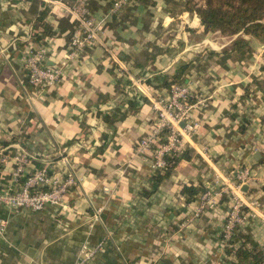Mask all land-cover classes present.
Segmentation results:
<instances>
[{
  "label": "crops",
  "instance_id": "1",
  "mask_svg": "<svg viewBox=\"0 0 264 264\" xmlns=\"http://www.w3.org/2000/svg\"><path fill=\"white\" fill-rule=\"evenodd\" d=\"M54 1L0 0V150L7 156L0 189L11 185L16 152L29 159L27 174L68 172L77 184L63 207L0 208L8 222L0 264H74L84 246L96 249L84 264H234L221 240L228 196L215 193L230 189L229 176L240 168L254 175L247 191L260 209L236 232L263 251L264 47L232 52L233 39L204 32L181 0H132L100 33L113 56L94 46L69 59L76 24ZM110 6L111 0H88L96 20ZM30 44L43 47L45 64L64 75L41 94L31 93L22 67ZM183 65L191 102L199 96L206 107L190 112L195 130L182 153L189 160L157 185L161 172L135 145L151 129L153 103L168 97ZM184 187L199 189L189 203ZM207 191L214 205L196 216Z\"/></svg>",
  "mask_w": 264,
  "mask_h": 264
},
{
  "label": "built area",
  "instance_id": "2",
  "mask_svg": "<svg viewBox=\"0 0 264 264\" xmlns=\"http://www.w3.org/2000/svg\"><path fill=\"white\" fill-rule=\"evenodd\" d=\"M132 0H111L110 10L107 16L96 20L91 15L88 7V0H76L72 5L54 1L62 10L70 14L76 24L73 33L70 35L69 59L81 56L86 49L101 46L110 56L113 52L106 46L100 33L105 27L108 17L117 15L120 11L129 7ZM46 51L43 47L28 45L24 49L22 67L27 76L31 93L41 94L43 91L51 89L62 80L63 71L58 66H47ZM155 116L152 126L145 137L140 138L135 145V152L142 154L150 152L152 158V168L162 172L167 167V159L181 156L185 151L184 138L191 137L195 130V125L190 121V112L196 107H206L203 98H195L191 102L190 88L184 83L172 84L169 88L168 97L156 100L153 105ZM13 171L10 183H18L23 180L17 190H12L9 185H3L0 189V208L7 211H28L39 213L47 207H63L64 196L74 187L76 179L72 173H66L63 177L54 175L46 169H39L31 174L26 173V166L29 159L22 152H16L12 158ZM7 161V156L0 150V171ZM230 189L221 188L215 196L227 194L229 209L226 213L223 232L222 245L224 248L232 247L236 231L250 220H254L260 209V202L256 196L248 191H243L244 187H251L255 178L248 168H240L231 173ZM212 193L207 191L201 196L198 213H203L214 205ZM101 210H98L94 219H98ZM7 220L0 217V236L6 232ZM239 242H233L235 248ZM96 249H89L84 246L81 258L74 264H84L92 258ZM264 251V247H263Z\"/></svg>",
  "mask_w": 264,
  "mask_h": 264
},
{
  "label": "trees",
  "instance_id": "3",
  "mask_svg": "<svg viewBox=\"0 0 264 264\" xmlns=\"http://www.w3.org/2000/svg\"><path fill=\"white\" fill-rule=\"evenodd\" d=\"M181 0L182 11L195 14L206 33H219L222 37L233 39L231 51L248 53L253 51L252 43L264 47V0ZM261 71L264 74V50ZM187 66H180L174 76L173 84L183 83L182 74ZM181 160H189L185 154L167 159V167L154 179L158 185L168 178ZM36 171V170H35ZM199 189L184 187L182 195L191 202ZM240 242L238 248L233 242ZM232 247L226 248L234 259V264H264V251L248 246V239L236 232Z\"/></svg>",
  "mask_w": 264,
  "mask_h": 264
},
{
  "label": "rangeland",
  "instance_id": "4",
  "mask_svg": "<svg viewBox=\"0 0 264 264\" xmlns=\"http://www.w3.org/2000/svg\"><path fill=\"white\" fill-rule=\"evenodd\" d=\"M195 2H197L199 5H202L203 4V2H201V1H198V0H196ZM212 34H215V33H212ZM217 36H220V34L217 32ZM227 38V37H226Z\"/></svg>",
  "mask_w": 264,
  "mask_h": 264
},
{
  "label": "water",
  "instance_id": "5",
  "mask_svg": "<svg viewBox=\"0 0 264 264\" xmlns=\"http://www.w3.org/2000/svg\"><path fill=\"white\" fill-rule=\"evenodd\" d=\"M243 191H247V187H244V188H243Z\"/></svg>",
  "mask_w": 264,
  "mask_h": 264
}]
</instances>
